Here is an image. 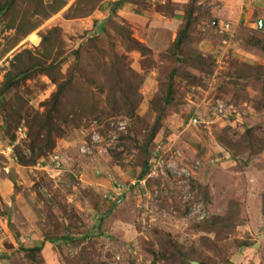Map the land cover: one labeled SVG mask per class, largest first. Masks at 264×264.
Instances as JSON below:
<instances>
[{"label": "rangeland", "instance_id": "rangeland-1", "mask_svg": "<svg viewBox=\"0 0 264 264\" xmlns=\"http://www.w3.org/2000/svg\"><path fill=\"white\" fill-rule=\"evenodd\" d=\"M115 1L0 13V264H264V0Z\"/></svg>", "mask_w": 264, "mask_h": 264}, {"label": "trees", "instance_id": "trees-1", "mask_svg": "<svg viewBox=\"0 0 264 264\" xmlns=\"http://www.w3.org/2000/svg\"><path fill=\"white\" fill-rule=\"evenodd\" d=\"M12 2H13V0H6L3 3H0V13H4L6 10H8L9 7L11 6ZM122 4H123V2L121 0L115 1L113 3V7H112V13H116L117 9ZM190 12H192V9H190ZM189 16H191V15L189 14ZM191 23H192V21L190 20V17H189L187 19L184 27L181 29V31L178 34V37H177L176 43H175L176 45L177 44L179 45V42H181L182 40L185 39V37L187 35V31L189 30ZM126 40H127V42H130V39L128 38V36H126ZM262 48L264 49V47H262ZM16 59H17L16 60V62H17L19 59H18V57H16ZM15 63H12V64H14V65H12V67L14 68V72L12 73L13 75L12 74L9 75V77H7V80L5 82L6 83L5 84V88L6 89L10 88L12 85H14L15 83H17L19 80H24L27 77V73L26 72H28V70L31 69V68H27L28 66L26 65V63H24V64H22L20 66H18L19 64H15ZM37 66L40 67L39 70H41V71L43 70V71L47 72V75L48 74L49 75L51 74L49 72V69H52L53 68L51 65H49L48 67H46V66H40V65L37 64ZM50 77H51V80H53L54 81V84L56 85V92L54 94H52V102H53V106L52 107L56 108V101L55 100L57 98H59L63 94L65 86L62 85L60 82H58V79H56L55 77H52L51 75H50ZM67 87H66V89H67ZM2 95H3V92H0V100L2 99ZM45 125H46V123H45ZM46 129H48L46 131L47 132L46 135L49 136V133L51 132L50 127H46ZM156 129H157V126H154L153 129H152V131H151V133H150L151 136L154 135ZM37 133H38V136L40 137V131H38ZM38 136L36 135L35 136L36 138H35V137H33V134L30 133L31 141L34 140V143H37L39 141V137ZM43 147L44 146H42L40 144L38 145V147H37L38 148V152H39L38 155L44 152L43 151ZM32 152H35V150H32ZM20 161L23 162V160H20ZM144 173H145V170L143 169L142 172H141V174H140V177L141 178L143 177ZM48 241L51 242V239H49ZM41 249H42V245H39V246L33 247V248L29 249V250H30V252H33L34 251V252H37L38 253V252L41 251Z\"/></svg>", "mask_w": 264, "mask_h": 264}, {"label": "built area", "instance_id": "built-area-1", "mask_svg": "<svg viewBox=\"0 0 264 264\" xmlns=\"http://www.w3.org/2000/svg\"><path fill=\"white\" fill-rule=\"evenodd\" d=\"M17 134L20 135L21 137L24 136L25 134V129H22L21 126L17 128Z\"/></svg>", "mask_w": 264, "mask_h": 264}, {"label": "water", "instance_id": "water-1", "mask_svg": "<svg viewBox=\"0 0 264 264\" xmlns=\"http://www.w3.org/2000/svg\"><path fill=\"white\" fill-rule=\"evenodd\" d=\"M263 20H259V22H258V25H259V27H261L262 25H263Z\"/></svg>", "mask_w": 264, "mask_h": 264}]
</instances>
